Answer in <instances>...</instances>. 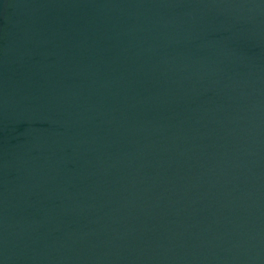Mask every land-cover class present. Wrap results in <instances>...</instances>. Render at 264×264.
<instances>
[{
    "label": "water",
    "instance_id": "water-1",
    "mask_svg": "<svg viewBox=\"0 0 264 264\" xmlns=\"http://www.w3.org/2000/svg\"><path fill=\"white\" fill-rule=\"evenodd\" d=\"M0 264H264V0H0Z\"/></svg>",
    "mask_w": 264,
    "mask_h": 264
}]
</instances>
